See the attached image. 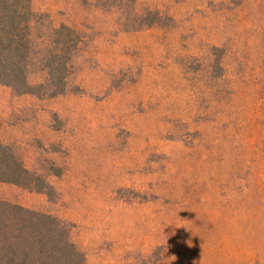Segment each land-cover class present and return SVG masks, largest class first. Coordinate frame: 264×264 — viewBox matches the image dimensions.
I'll list each match as a JSON object with an SVG mask.
<instances>
[{
	"label": "rangeland",
	"instance_id": "rangeland-1",
	"mask_svg": "<svg viewBox=\"0 0 264 264\" xmlns=\"http://www.w3.org/2000/svg\"><path fill=\"white\" fill-rule=\"evenodd\" d=\"M31 3L82 43L62 95L0 85V141L55 194L0 201L85 264H264V0Z\"/></svg>",
	"mask_w": 264,
	"mask_h": 264
},
{
	"label": "trees",
	"instance_id": "trees-1",
	"mask_svg": "<svg viewBox=\"0 0 264 264\" xmlns=\"http://www.w3.org/2000/svg\"><path fill=\"white\" fill-rule=\"evenodd\" d=\"M31 2L0 0V85L17 96L53 98L66 91L82 42L70 27L42 22ZM148 16L155 17L149 12ZM32 68L41 75L35 84L29 81ZM0 183L55 198L46 178L27 170L16 150L1 141ZM0 264H85V260L63 221L0 201Z\"/></svg>",
	"mask_w": 264,
	"mask_h": 264
}]
</instances>
